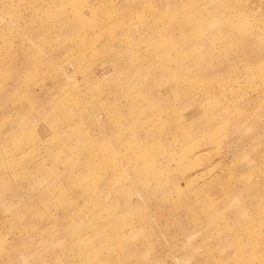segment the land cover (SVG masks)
I'll list each match as a JSON object with an SVG mask.
<instances>
[{"label":"rangeland","instance_id":"1","mask_svg":"<svg viewBox=\"0 0 264 264\" xmlns=\"http://www.w3.org/2000/svg\"><path fill=\"white\" fill-rule=\"evenodd\" d=\"M0 264H264V0H0Z\"/></svg>","mask_w":264,"mask_h":264}]
</instances>
